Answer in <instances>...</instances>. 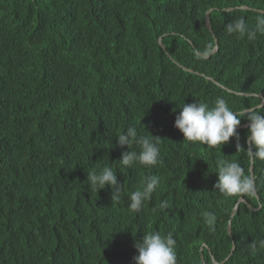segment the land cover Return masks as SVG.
Wrapping results in <instances>:
<instances>
[{
    "label": "trees",
    "instance_id": "1",
    "mask_svg": "<svg viewBox=\"0 0 264 264\" xmlns=\"http://www.w3.org/2000/svg\"><path fill=\"white\" fill-rule=\"evenodd\" d=\"M241 4L264 9V0H0V264H133L134 241L150 231L173 234L177 264L221 262L232 241L223 264H264V161L253 165L254 197L213 189L218 159L249 174L247 127L236 129V150V137L213 148L173 126L183 102L217 97L264 114L259 97L236 93L264 95V34L225 31L239 17L255 26L260 12L223 10ZM214 38L218 50L201 57ZM128 126L160 137V163H119L126 146L115 136ZM102 166L117 173L119 202L87 186ZM150 176L160 184L133 213L128 196Z\"/></svg>",
    "mask_w": 264,
    "mask_h": 264
},
{
    "label": "clouds",
    "instance_id": "2",
    "mask_svg": "<svg viewBox=\"0 0 264 264\" xmlns=\"http://www.w3.org/2000/svg\"><path fill=\"white\" fill-rule=\"evenodd\" d=\"M248 7L253 11H255L254 8L264 10L258 7ZM208 29H211V24ZM225 31L228 34H237L241 38L247 37L248 40H255L257 32L264 34V13L257 17L254 27H250L243 17H239L228 22L225 25ZM209 52L202 54L207 55ZM178 108L179 113L175 116L173 126L182 134L183 141L198 142L201 145L213 148L218 145L221 148L223 144L229 142L230 138L236 137V150L244 149L239 143V134L236 129H238L237 127L241 124L242 119L248 121L246 133L248 147L244 150L247 152L249 160V174H245L238 162L218 159L216 161L217 179L213 189L226 197L242 194L254 197L256 195V184L255 177L251 174V166L255 165L257 160L264 161V114L254 108L245 109L243 112L232 111L223 97H217L211 106L207 103L193 101L191 103L183 102ZM145 132L148 135H141L135 126H128L125 131L115 136L116 146L120 148L126 146V150L121 152V158L119 159L122 166L126 168L146 167L160 163V137ZM86 183L96 194L98 191L108 188L111 190V201L119 202L121 200L122 184L118 182L117 173L111 166L90 169L86 175ZM159 184V177H145L140 189L129 194L128 209L133 213H139L144 203L151 200L152 194ZM159 207L160 209H167L169 204L167 201H162ZM201 216L209 226H213L216 222V216L211 211L204 210L201 212ZM258 244L259 247L264 248V239L260 240ZM133 247L136 251V255L132 257L133 264H177L176 240L171 232L167 235H161L156 231L147 232L142 235L140 240L134 241ZM251 247L255 250L257 242H252ZM66 250L70 252V249Z\"/></svg>",
    "mask_w": 264,
    "mask_h": 264
},
{
    "label": "water",
    "instance_id": "3",
    "mask_svg": "<svg viewBox=\"0 0 264 264\" xmlns=\"http://www.w3.org/2000/svg\"><path fill=\"white\" fill-rule=\"evenodd\" d=\"M238 7H239V8H242V9H248V8H250V7L245 6V5H240V6H237V7H227V8H224V10H233L234 8H238ZM208 10H209V11H208ZM211 10H212L211 7L208 8L207 11H206V14H205V21H206V25H207L208 28H210V24H209V21H210V20H209V14H210V11H211ZM254 10H255V11H258V12H261V13H264V10H259V9H255V8H254ZM157 41H158L159 45H160V46L164 49V51L167 53V55L170 56V54L168 53V51L166 50V48H165V46H164V44H163V42H162V36H158V37H157ZM190 43L192 44V42H190ZM216 49H217V39L214 38V47H213L212 50L209 52V54L205 55V54H202V53L199 52V51H197V53H198L199 55H201V56L207 58V57H209L212 53H214V52L216 51ZM179 65H180V64H179ZM180 66H181L184 70H186V71H188V72H192V71H193L192 68H188V67H186V66H184V65H180ZM195 72L198 73V71H195ZM202 75H203L204 77H206L207 79H210V80H213V81L216 82V83H219L218 81L214 80L211 76H207V75H205L204 73H202ZM229 90H230V89H229ZM236 93L239 94V95L241 94V95H245V96H248V95L258 96V97L261 99V102L258 103L255 107H261V106L264 105V96H263V94H262L261 92H259V93L236 92ZM253 108H254V107H251V108H248V109H253ZM243 111H244V110H243ZM239 127H248V123L240 124L237 128H239ZM249 167H250V166H249ZM251 174L253 175V165L251 166ZM241 202H245V203H247L246 200H245L244 198L240 197V198L238 199V201H237V203H236V205H235V207H234L232 213H231V217H233V215L235 214L236 210L238 209L239 203H241ZM258 208H259V207H258ZM258 208H255V209H258ZM252 209H254V208H252ZM227 231H228L229 236L232 238V235H231V220H229V222H228ZM205 246H206V244L203 243L202 246L200 247V250L202 251L203 248H204ZM234 249H235V242L232 241V246H231L230 252H229V254L225 257V259H224L223 261H221V262H217V261L215 260V258L212 256L213 264H223L226 260L229 259L230 255L233 253Z\"/></svg>",
    "mask_w": 264,
    "mask_h": 264
}]
</instances>
